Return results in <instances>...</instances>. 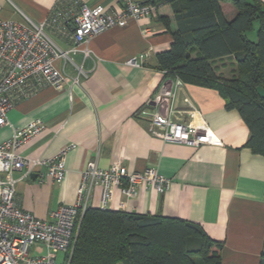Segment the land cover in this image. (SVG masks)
<instances>
[{
    "label": "crops",
    "instance_id": "crops-1",
    "mask_svg": "<svg viewBox=\"0 0 264 264\" xmlns=\"http://www.w3.org/2000/svg\"><path fill=\"white\" fill-rule=\"evenodd\" d=\"M123 0H85L106 10H119ZM143 3L145 0H133ZM264 4V0H260ZM55 0H0V19L21 21V14L42 22ZM152 7V6H151ZM177 30L170 5L152 7L147 18L112 28L91 39V57L74 61L88 71L86 79L55 91L46 87L20 101L7 113L8 125L0 128V144L13 129L35 120L45 124L17 151L26 159L46 160L60 149L74 145L65 159V178L56 183L35 170L16 185L19 207L37 219L47 220L59 206L75 201L80 173L93 161L100 170L119 163L128 171L153 168L171 182L162 195L139 188L137 196L125 198L114 190L111 210L145 216H162L199 225L207 236L223 243L221 264H259L264 254V156L245 144L249 130L234 109L214 89L183 83L176 90L173 118L187 121L188 99L210 129L208 141L198 148L167 144L149 132L153 105L149 102L165 78L157 55L168 51ZM255 32L247 34L255 40ZM61 47L66 48L63 43ZM137 58L138 67L127 65ZM232 57L218 61L229 75ZM83 62V63H82ZM58 68L73 76L62 61ZM99 190H95V207Z\"/></svg>",
    "mask_w": 264,
    "mask_h": 264
},
{
    "label": "built area",
    "instance_id": "built-area-1",
    "mask_svg": "<svg viewBox=\"0 0 264 264\" xmlns=\"http://www.w3.org/2000/svg\"><path fill=\"white\" fill-rule=\"evenodd\" d=\"M152 7L133 0H123L119 10L89 6L85 0H55L49 16L35 22L21 14V21L0 19V128L8 125L7 113L20 101L49 87L55 91L66 85L77 86L86 79L88 71L74 61L81 54L83 61L91 57L87 48L91 39L112 28H123L131 21L149 17ZM63 43L66 48L60 46ZM137 58L127 65L138 67ZM62 61L74 70L68 75L56 63ZM83 63V62H82ZM182 86L179 78L164 79L149 101L153 112L149 132L167 144H182L198 148L208 141L210 129L200 112L188 100L187 121H178L173 101L176 90ZM45 128L40 120L26 127L13 129L12 136L0 144V264H57V255L63 253V264H69L80 221L87 209L95 207V190H99L97 207L110 209L114 190L119 188L125 198L137 196L139 188L165 193L171 185L153 169L128 171L119 163L100 170L90 161L80 173L75 201L70 206H59L47 220L37 219L23 211L16 200V185L21 178L35 170L43 179L46 175L60 183L65 178V159L74 145L60 149L52 158L26 159L19 148L30 137Z\"/></svg>",
    "mask_w": 264,
    "mask_h": 264
},
{
    "label": "trees",
    "instance_id": "trees-1",
    "mask_svg": "<svg viewBox=\"0 0 264 264\" xmlns=\"http://www.w3.org/2000/svg\"><path fill=\"white\" fill-rule=\"evenodd\" d=\"M171 6L177 30L156 57L165 78L216 90L249 130L245 147L264 156V4L260 0H145ZM255 32L253 41L247 34ZM232 57L229 75L218 61ZM222 71V72H221ZM223 243L194 223L91 207L69 264H221ZM259 264H264V254Z\"/></svg>",
    "mask_w": 264,
    "mask_h": 264
},
{
    "label": "rangeland",
    "instance_id": "rangeland-1",
    "mask_svg": "<svg viewBox=\"0 0 264 264\" xmlns=\"http://www.w3.org/2000/svg\"><path fill=\"white\" fill-rule=\"evenodd\" d=\"M251 35H253V33L251 34ZM253 37H255L254 35H253ZM64 254L63 253H59L58 255H57V264H63V261H64Z\"/></svg>",
    "mask_w": 264,
    "mask_h": 264
}]
</instances>
